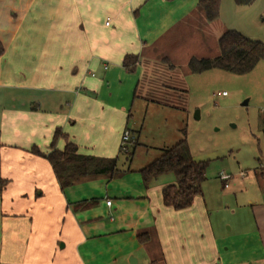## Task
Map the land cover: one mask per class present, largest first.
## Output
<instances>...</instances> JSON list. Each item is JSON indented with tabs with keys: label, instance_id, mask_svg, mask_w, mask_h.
Masks as SVG:
<instances>
[{
	"label": "crops",
	"instance_id": "obj_1",
	"mask_svg": "<svg viewBox=\"0 0 264 264\" xmlns=\"http://www.w3.org/2000/svg\"><path fill=\"white\" fill-rule=\"evenodd\" d=\"M198 3L0 0V264H264V214L218 235L203 194L190 208L166 207L162 189L175 182L159 177L146 189L144 167L62 189L49 161L30 152L49 153L61 130L59 151L70 141L83 155L116 158L146 66L175 68L179 53L164 49L205 20ZM127 55L139 59L134 73Z\"/></svg>",
	"mask_w": 264,
	"mask_h": 264
},
{
	"label": "rangeland",
	"instance_id": "obj_2",
	"mask_svg": "<svg viewBox=\"0 0 264 264\" xmlns=\"http://www.w3.org/2000/svg\"><path fill=\"white\" fill-rule=\"evenodd\" d=\"M204 18L196 19L189 30L172 34L175 44L164 52L179 53L175 68L161 60L146 66L128 122V131L139 144L131 162L119 156V168L146 167L186 131L190 156L208 163L202 199L212 225L218 235H234L239 228L255 227L256 216L264 214V60L247 75L220 70L195 75L185 62L192 54L197 59L218 56L217 32L224 30L264 46V0L248 6L221 0L220 22L208 32L211 25ZM170 182H176L173 174L156 183Z\"/></svg>",
	"mask_w": 264,
	"mask_h": 264
},
{
	"label": "trees",
	"instance_id": "obj_3",
	"mask_svg": "<svg viewBox=\"0 0 264 264\" xmlns=\"http://www.w3.org/2000/svg\"><path fill=\"white\" fill-rule=\"evenodd\" d=\"M254 0H236L239 6L251 5ZM198 6L205 14L206 20L213 23L220 18L221 0H199ZM220 53L213 58L197 59L189 61L188 68L192 74L199 75L211 70H220L234 75L250 74L264 60V46L260 42L248 40L236 31L226 32L218 43ZM2 51V50H0ZM139 59L134 55H127L123 61V67L128 73L136 71ZM138 93L135 94V98ZM183 138L172 148L163 151L160 158L144 167L141 174L143 185L146 189L157 178L173 174L175 184L162 189L163 204L175 211L190 208L195 199L203 194L202 186L206 180L208 163L196 162L189 154L186 131H182ZM66 138L61 130H57L51 144L50 152L43 153L37 147L31 149V153L49 161L54 174L62 189L74 186L79 182L107 177L115 179L126 174L119 168V156L124 155L131 162L138 139L134 145L121 146L116 158H99L83 155L74 143L67 141L65 148L59 151L56 148L57 141ZM96 200L84 201L75 205L77 209H84L96 203ZM150 232L139 235L142 243L150 242Z\"/></svg>",
	"mask_w": 264,
	"mask_h": 264
},
{
	"label": "built area",
	"instance_id": "obj_4",
	"mask_svg": "<svg viewBox=\"0 0 264 264\" xmlns=\"http://www.w3.org/2000/svg\"><path fill=\"white\" fill-rule=\"evenodd\" d=\"M225 95H226V93H223V96H225ZM136 140L137 139L132 135V133L130 131L126 130L124 132L123 137H122L123 146L134 145L136 143ZM107 205L111 206L112 201H108Z\"/></svg>",
	"mask_w": 264,
	"mask_h": 264
},
{
	"label": "water",
	"instance_id": "obj_5",
	"mask_svg": "<svg viewBox=\"0 0 264 264\" xmlns=\"http://www.w3.org/2000/svg\"><path fill=\"white\" fill-rule=\"evenodd\" d=\"M247 104V103H246Z\"/></svg>",
	"mask_w": 264,
	"mask_h": 264
}]
</instances>
